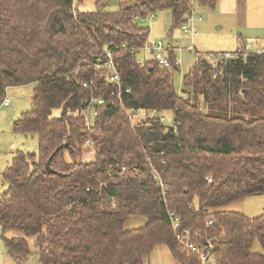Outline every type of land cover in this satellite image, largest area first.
I'll list each match as a JSON object with an SVG mask.
<instances>
[{
	"label": "trees",
	"instance_id": "16d2710c",
	"mask_svg": "<svg viewBox=\"0 0 264 264\" xmlns=\"http://www.w3.org/2000/svg\"><path fill=\"white\" fill-rule=\"evenodd\" d=\"M80 1L0 0V97L35 84L33 108L13 130L37 139L36 152L17 150L2 172L8 253L24 263L32 239L39 264H146L165 244L179 264H202L175 239L173 214L210 263L264 264V210L221 209L264 194V49L196 57L178 93L176 47L168 67L136 58L149 35L143 21L169 10L179 27L195 3L212 9L216 0H136L117 10L106 9L110 0L80 10ZM87 140L93 159L84 162ZM131 216L145 223L125 229ZM12 230L23 236L4 235Z\"/></svg>",
	"mask_w": 264,
	"mask_h": 264
},
{
	"label": "rangeland",
	"instance_id": "374dc122",
	"mask_svg": "<svg viewBox=\"0 0 264 264\" xmlns=\"http://www.w3.org/2000/svg\"><path fill=\"white\" fill-rule=\"evenodd\" d=\"M96 1L97 0H81L78 2V7L80 10H94ZM135 1L136 0H110L106 9L117 10L121 6L129 5ZM206 11L210 10L208 8H204V6H201L198 3H195L192 17L198 18L199 15L204 16ZM194 18H192V21L189 22L190 26H193ZM143 24L149 27V35L146 45L163 41L165 44L171 43L174 47H176L175 55L176 59L179 61V65L178 68H173L171 73L173 85L178 93L181 92L182 77L193 65L196 57L205 56V53L208 51L216 52L219 50H234V48H230L232 46L230 36L227 35L219 37V35H223L224 33L229 32V34H231V32H233L230 31V27L228 25L223 27V30L218 34L213 33L211 29L202 30L199 26L198 28L200 29L201 35L199 38L193 39L192 42V38L189 36L190 34L182 32L181 26L175 28L172 27V18L169 10H162L153 15H149L143 21ZM193 28L197 30L196 27ZM255 41L251 42V47L253 46V48H251L252 51H257L258 48L264 49V38ZM193 45L196 47L195 50ZM136 58L138 60L149 59L150 54L144 47L136 52ZM34 86L35 84L33 83L20 86H8L5 89V93L10 99V104L8 106L0 104V195L7 189V183L2 178V172L4 168L10 164L14 153L17 150L25 152L37 151V139L35 136L17 133L13 130V122L20 116V114L33 108L32 100ZM5 93H3V96ZM0 98H2V96ZM90 114L93 115L91 112ZM140 119L141 117L136 115L133 121H139ZM81 159L84 162H88L93 159V149L91 143L88 145L86 144V146L83 145V154ZM221 209L240 212L249 217L256 216L264 210V194L246 196L241 200L223 206ZM144 223L145 219L143 217L131 216L124 225V228L131 229L142 226ZM4 235L6 237H16L23 236V233L12 230L7 231ZM29 242L32 252L28 256V259L22 264H39L37 255L34 252L33 240L29 239ZM254 251H261V247L257 241L254 243L253 252ZM0 264H18L4 247L1 236ZM146 264H179V262L173 258L165 244H159L152 250L148 260H146Z\"/></svg>",
	"mask_w": 264,
	"mask_h": 264
},
{
	"label": "crops",
	"instance_id": "0c3cea01",
	"mask_svg": "<svg viewBox=\"0 0 264 264\" xmlns=\"http://www.w3.org/2000/svg\"><path fill=\"white\" fill-rule=\"evenodd\" d=\"M208 9L210 11H206L204 16L192 17L195 19V21L193 19V27L197 29L194 28L196 32L194 35H189L192 42L193 39L199 38L201 35L199 26L202 30L211 29L215 34L220 33L223 30L222 28L227 25L230 27V31H233L231 34L227 32L219 35V37L230 36L232 45L230 48H234V50H219L216 52L231 53L241 47H244L246 51H250L253 48L251 42L264 38V0H216L215 7ZM172 46L174 47V45ZM193 48L196 49L194 45ZM257 50L260 51L263 48Z\"/></svg>",
	"mask_w": 264,
	"mask_h": 264
},
{
	"label": "built area",
	"instance_id": "2783aa9c",
	"mask_svg": "<svg viewBox=\"0 0 264 264\" xmlns=\"http://www.w3.org/2000/svg\"><path fill=\"white\" fill-rule=\"evenodd\" d=\"M191 21H192V18L188 19L187 22L182 24L181 30L184 33H189L190 35H194L196 32H195L193 26L189 25V22H191ZM170 46H171V43L165 44L163 41H158V42L153 43L151 45H146V43H145V45H144V47L147 49V51L152 55L153 59L156 60L163 67L169 66V61H168V58L166 57V52ZM106 54H107V57L109 58V61L106 64L107 68L110 70L109 81L111 83L117 84L119 82L118 75L115 72L113 62L111 60L109 52H107ZM223 56H224V58L231 57V53L227 52ZM175 63L177 65H179V61L177 59H176ZM94 67L97 69H100L101 65L94 64ZM83 85L86 86V83H83ZM4 93H5V90H4ZM91 103L92 104H94V103L102 104L103 100L102 99H94L89 104H91ZM0 104H2L4 106H8L10 104V99H9V97L6 96V93L4 94ZM132 111L134 112V116L139 115V113L141 112L140 110H132ZM91 113L95 114V112L92 108H91ZM86 144L87 145L90 144L89 140H87L84 145L86 146ZM169 218H170L171 223H172V228L174 230L175 239L178 242L182 243L186 247L187 250L196 254L198 256V260L202 264H212L209 261V255L203 250L204 247L201 245V243L200 242L196 243V242L190 240L188 229H182L181 228L178 217H176L173 214H169Z\"/></svg>",
	"mask_w": 264,
	"mask_h": 264
},
{
	"label": "water",
	"instance_id": "95a60500",
	"mask_svg": "<svg viewBox=\"0 0 264 264\" xmlns=\"http://www.w3.org/2000/svg\"><path fill=\"white\" fill-rule=\"evenodd\" d=\"M45 169H46V171H48V172L51 171L50 166H49V160L46 162Z\"/></svg>",
	"mask_w": 264,
	"mask_h": 264
}]
</instances>
